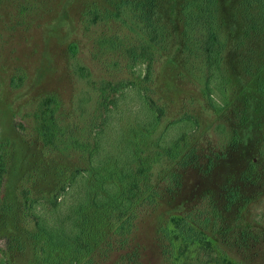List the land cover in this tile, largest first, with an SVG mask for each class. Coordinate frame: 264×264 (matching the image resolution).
<instances>
[{"label": "rangeland", "instance_id": "rangeland-1", "mask_svg": "<svg viewBox=\"0 0 264 264\" xmlns=\"http://www.w3.org/2000/svg\"><path fill=\"white\" fill-rule=\"evenodd\" d=\"M186 1L153 0L148 13L140 0H0V155L5 166L0 189V255L5 264L42 260L33 238L35 223L26 206L28 198L47 199L68 184L77 167L87 165L86 154L66 141L46 138L47 110L55 108L65 128L77 124L76 137L88 136L87 122L97 113L94 84L103 78H144L145 70L135 77L138 67L135 72L127 67L132 61L127 48L145 44L139 38L165 53L154 63L151 79L143 81L149 96L162 105L161 128L175 118L193 117L196 129L180 142L172 196L158 204L155 212H140L126 240L129 232L117 233L115 221L116 241L107 235L110 244L106 245L101 241L103 233L90 254L79 252L80 264H166L156 238L160 221L156 212L185 209L207 195L228 206L222 211L226 251L242 264H264V229L242 234L234 221L239 199L251 198L250 212L264 223V98L252 102L256 111L246 119L244 113L242 121L233 115L232 106L239 110L235 105L226 114H218L207 104L201 92L205 67L198 42L205 28L193 19L195 6L182 11ZM225 9H234L233 0L226 2ZM187 19L185 48L179 43ZM129 26L136 32L128 30ZM117 44H125L123 50L118 47V53L114 51ZM227 57L229 61L235 58L231 51ZM225 66L231 78L232 69H241L240 65ZM230 84L233 95L235 82ZM137 104L136 98L126 103L120 115L123 132L134 130ZM179 132L181 125H172L168 135ZM94 148L89 144V154ZM232 191L237 192L236 200L223 197Z\"/></svg>", "mask_w": 264, "mask_h": 264}, {"label": "trees", "instance_id": "trees-1", "mask_svg": "<svg viewBox=\"0 0 264 264\" xmlns=\"http://www.w3.org/2000/svg\"><path fill=\"white\" fill-rule=\"evenodd\" d=\"M237 1L233 0L231 11L223 10L229 0L189 1L184 3L182 11L195 6L191 10V14H195L193 19L205 28L198 41L205 67L202 95L218 114H226L231 105L237 106L239 110L232 106V112L238 121H242L244 113L246 119L256 111V104L252 102L258 97L264 98V0H240L241 8H237ZM140 2L144 12L150 13L153 0ZM150 24L153 29L156 27L153 22ZM189 25L190 19H187L180 32L179 44L185 48L188 41L184 32L187 33ZM161 26L164 36V25ZM128 30L136 32L131 26ZM138 40L145 44L137 43V48L134 45L127 48L132 59L127 67L134 68V72L138 67L135 77H140L145 70L144 78L139 81L136 78L127 81L103 78L94 84L98 93L97 113L87 122L85 132L88 131V136L76 137L77 124L65 128L59 123L61 118L55 116V108L47 110L50 117H44L46 138L49 142L52 139L54 142L66 141L86 154L87 165L77 167L68 184L47 199L28 198L26 206L35 223L33 238L38 251L43 254L42 260L38 259L39 263L34 264H80L79 252L85 250L90 254L103 233L106 234L101 241L106 245L110 244L107 235L115 238V221H118L116 232L128 234L140 212H155L157 205L164 204L174 192L178 176L174 168L178 163L177 156L181 155L178 148L180 142L196 129V122L193 117H179L161 128L162 105L149 96V87L143 81L151 79L154 63L165 53L156 44ZM124 45L117 44L114 51L118 53V47L123 50ZM229 51L235 57H230L231 61L227 57ZM226 63L227 69L240 65V71L232 69L233 79L226 75ZM232 80L235 82L233 95ZM131 98L138 101L137 110H134L136 123L134 130L123 132L120 115ZM177 124L181 125V132L169 136L170 127ZM91 143L95 148L89 154ZM4 169L0 155V189ZM244 177L247 179L249 175ZM150 191L154 192L149 194ZM236 193L232 191L227 196L224 192L223 197L236 200ZM251 200L239 199L242 202L236 210V231L242 234L264 229L263 221L248 208ZM224 207L207 195L185 209L178 207L165 213L160 208L156 212L160 216L156 238L166 264H242L223 247L227 234L222 221ZM130 232L124 235V240L130 237ZM0 264H5L2 255Z\"/></svg>", "mask_w": 264, "mask_h": 264}]
</instances>
